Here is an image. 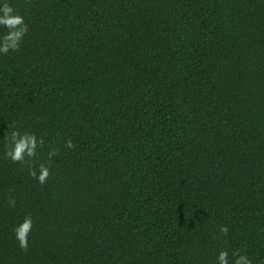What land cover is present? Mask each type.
Returning <instances> with one entry per match:
<instances>
[{"label": "trees", "instance_id": "obj_1", "mask_svg": "<svg viewBox=\"0 0 264 264\" xmlns=\"http://www.w3.org/2000/svg\"><path fill=\"white\" fill-rule=\"evenodd\" d=\"M6 2L29 29L0 53V264H264V0ZM13 128L37 171L58 152L45 184Z\"/></svg>", "mask_w": 264, "mask_h": 264}, {"label": "clouds", "instance_id": "obj_2", "mask_svg": "<svg viewBox=\"0 0 264 264\" xmlns=\"http://www.w3.org/2000/svg\"><path fill=\"white\" fill-rule=\"evenodd\" d=\"M0 26H3L8 31L0 37V53L7 54L9 51L15 52L20 48V44L27 34L29 25L25 23L24 17L16 13L14 6L7 2L0 6ZM12 128V125H9ZM7 141L5 146V156L10 158L13 163H28L29 175L36 179L41 185L45 184L51 174L50 166L53 163L52 158L58 155V152L53 150L48 152V160L39 164V171L35 167V158L37 157L38 147L44 146V138L37 136L34 133L24 132L12 129L7 132L5 136ZM65 146L69 149L74 147L73 141L68 139ZM8 204L10 207L15 208L16 200L14 197H9ZM33 228V221L31 215H26L24 220L14 229L16 239L19 246L27 251L28 237ZM220 231L228 234V227L222 226ZM233 255L236 259L233 264H252V260L247 255H240L239 250H236ZM218 264H228V252L221 251L218 254Z\"/></svg>", "mask_w": 264, "mask_h": 264}]
</instances>
